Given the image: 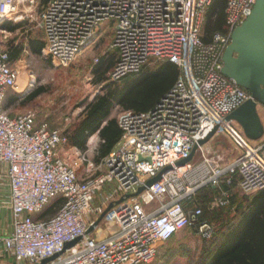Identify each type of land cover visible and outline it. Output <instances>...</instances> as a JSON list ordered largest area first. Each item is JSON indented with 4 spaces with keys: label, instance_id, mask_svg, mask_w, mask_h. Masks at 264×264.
I'll return each instance as SVG.
<instances>
[{
    "label": "built area",
    "instance_id": "2783aa9c",
    "mask_svg": "<svg viewBox=\"0 0 264 264\" xmlns=\"http://www.w3.org/2000/svg\"><path fill=\"white\" fill-rule=\"evenodd\" d=\"M213 2L0 0V32L6 22L36 21L44 32V51L57 65L73 64L112 32L117 60L110 81L153 61H169L182 70L152 109L119 113V142L98 164L89 161L81 177L67 157L71 151L86 158L88 148L70 145L68 125L38 124L36 112L12 116L5 107L7 95L18 88L20 71L10 51L0 50V163L7 165L6 203L13 218V231L0 234V264H41L54 255L44 264H149L165 242L203 214L200 207H189L202 188L221 189L212 201L216 205L230 204L231 193L222 185L231 184L234 175L242 194L264 190V137L252 141L227 119L252 95L222 71L233 31L256 0H227L225 30L209 34L203 24ZM215 129L211 139L225 134L235 144L232 158L210 139L192 160L178 165ZM159 173L158 182L131 195ZM50 203L52 215L46 209ZM110 203L115 204L89 232ZM201 229H210V236L214 232L207 222Z\"/></svg>",
    "mask_w": 264,
    "mask_h": 264
},
{
    "label": "trees",
    "instance_id": "16d2710c",
    "mask_svg": "<svg viewBox=\"0 0 264 264\" xmlns=\"http://www.w3.org/2000/svg\"><path fill=\"white\" fill-rule=\"evenodd\" d=\"M226 5L227 0H214L211 5L207 13V32L209 34L225 30ZM4 26L11 31H15L22 26V23L6 22ZM29 41L31 51L36 54L41 53L46 45L45 36L44 39L31 37ZM22 49V44L11 49L10 55L13 61L21 55ZM110 55L108 54V57L102 55L100 63L95 68V64L92 65V69L96 71V82L98 84L104 83L101 89L102 92L92 100L81 104L83 110L80 119L72 129H67L70 145L81 150L87 148L91 136L98 134L100 144L95 156L97 162L109 155L121 138L122 130L114 110L118 108H121V111H147L152 109L175 85L182 74L181 68L176 64L169 61H156L161 63L158 66L156 64V68H147L148 64L139 72L113 82L109 78L110 72L115 67L117 55L113 53ZM151 72H156V74L144 83L139 82L140 78H144ZM43 90L37 89L34 91L29 96L30 99L35 98ZM239 179L238 175H234L231 184L224 183L222 185L225 190L231 193L229 198L231 202L226 207L217 210L215 214L210 215L208 210L214 198L221 194L219 188H202L197 193L195 202L189 204V207H200L202 211L204 210L203 215L200 217L202 223L208 222V220L209 222L220 223L219 228L221 231L215 233V239L212 240V244L208 245L206 264H264V190L255 196H246L237 188ZM244 217L249 218V220L241 228L240 237L227 253L222 254L224 251L223 243L216 244L215 240L216 242L221 241L219 238L226 231H228L227 234L232 233L239 226L241 218ZM213 249L214 252H212Z\"/></svg>",
    "mask_w": 264,
    "mask_h": 264
},
{
    "label": "rangeland",
    "instance_id": "374dc122",
    "mask_svg": "<svg viewBox=\"0 0 264 264\" xmlns=\"http://www.w3.org/2000/svg\"><path fill=\"white\" fill-rule=\"evenodd\" d=\"M203 28L204 31L208 29L207 16ZM43 33L44 32L38 27L36 21L24 22L22 26L15 31H11L7 28L5 32H0V50L8 49L11 51L15 46L21 44L23 46L21 55L14 60L16 67L20 71L18 88L16 91H11L7 95L5 107L9 108V113L11 115L28 113L31 111L36 112L38 124L47 121L55 127L63 128L68 125V128L72 129L81 117L83 110L81 104L85 101L88 102L92 100L97 94L102 92L101 90H97L98 86L96 87V84L98 83L94 82L96 71L92 69V65L95 64V68V66L100 63L102 55L107 57L108 54L111 56V53L117 55L115 53L116 50L111 47L114 37L112 32L105 34L96 45L84 52L73 64L62 66L57 65L55 60L46 54L44 51L45 49L37 54L31 51L29 40L31 37L44 39ZM95 58H99V61L96 63H94ZM156 64L158 66V64L161 63L153 61L147 68H156ZM154 74H156V72L148 73L144 78H140L139 82H146L151 79ZM25 89L26 91L22 92V90ZM37 89L44 90L35 98L30 99L29 96ZM120 112L121 108L114 110V114L117 115V117ZM67 119L70 120L68 124L66 123ZM221 135V138L216 137L219 142V146L216 148L222 149L226 154V158L230 159L235 155L234 152H237V149H235L236 146L228 137H225V134ZM89 140L87 143L88 149L86 148L87 150L85 151L86 158L82 155H74L71 151H69L67 157V160L77 167V172L81 177L86 175L89 161L95 164L99 163L95 160V156L99 148L100 138L96 136L92 140ZM209 144L216 146L214 140H211ZM85 159H87V161ZM236 190L238 189L236 188ZM193 202H195V200ZM226 205L228 204L216 205L214 202L211 204L208 212H210V215L215 214L217 210L226 207ZM46 209L49 210L48 215H52L55 212L52 203L48 204ZM200 217L196 222L197 224L195 223L185 228L179 234H176L165 242L161 246L156 258L149 264H206L207 252L209 250L208 245H210V243L212 244V240L215 239L216 236L215 233L220 232L221 229L219 228L220 223L215 221L209 222L208 220L207 223L210 225L211 230L214 231L211 236L208 235L210 229L207 232L202 231ZM248 220L249 218L247 217L241 218L239 226L235 228L232 233L227 234L228 231H226L224 234H221L223 235L219 238L221 241L216 242L215 240L216 244L223 243L222 247L224 251L222 254L227 253L230 247L238 240L242 231L241 228ZM214 251L213 249L212 252Z\"/></svg>",
    "mask_w": 264,
    "mask_h": 264
},
{
    "label": "water",
    "instance_id": "95a60500",
    "mask_svg": "<svg viewBox=\"0 0 264 264\" xmlns=\"http://www.w3.org/2000/svg\"><path fill=\"white\" fill-rule=\"evenodd\" d=\"M223 74L233 79L238 85L249 91L252 98L243 103L227 116L228 120L237 122L243 129L247 138L259 140L264 136V123L259 112V105L264 106V0H256L251 14L246 20L233 31L231 42L227 46L223 55ZM212 131L205 139L199 141L194 147L191 155L178 162V165H184L192 160L199 145L207 143L215 134ZM171 167L166 168L163 172ZM162 172V173H163ZM162 173L148 179L144 185L140 186L138 191L131 195H138L146 188L158 182ZM130 194L127 195L129 197ZM124 197L115 203L123 201ZM109 206L102 212L89 228V232L97 226L104 218L107 211L114 206ZM77 240L66 244V248L72 246ZM44 259L41 264L54 259Z\"/></svg>",
    "mask_w": 264,
    "mask_h": 264
},
{
    "label": "crops",
    "instance_id": "0c3cea01",
    "mask_svg": "<svg viewBox=\"0 0 264 264\" xmlns=\"http://www.w3.org/2000/svg\"><path fill=\"white\" fill-rule=\"evenodd\" d=\"M48 1L49 0H41V4H44V3L48 2ZM94 82L97 83L96 80H94ZM98 85L99 84H96V87ZM260 114H261L262 121L264 123V107L261 108ZM96 136H98V134H95V135L91 136L90 139L92 140ZM221 136L222 135H216L217 138H221ZM216 137H214V139H211V140H214L216 142V146H214L215 148L217 146H219V142L217 141ZM225 137H227V136H225ZM252 141L257 142L258 140H252ZM234 153L236 154L237 152H234ZM74 155H76V154L74 153ZM6 171H7V165L0 163V234H7V233L9 234V233H11L13 231L12 211H11L10 208H8V203H6L10 199V192H9L10 186H9L8 180H7L6 176H5L6 175ZM2 264H4V262Z\"/></svg>",
    "mask_w": 264,
    "mask_h": 264
},
{
    "label": "bare ground",
    "instance_id": "6f19581e",
    "mask_svg": "<svg viewBox=\"0 0 264 264\" xmlns=\"http://www.w3.org/2000/svg\"><path fill=\"white\" fill-rule=\"evenodd\" d=\"M24 91H26V89L25 90H22V92H24Z\"/></svg>",
    "mask_w": 264,
    "mask_h": 264
}]
</instances>
